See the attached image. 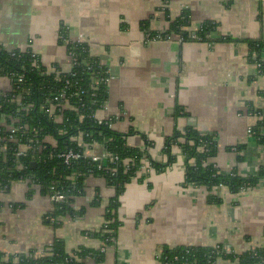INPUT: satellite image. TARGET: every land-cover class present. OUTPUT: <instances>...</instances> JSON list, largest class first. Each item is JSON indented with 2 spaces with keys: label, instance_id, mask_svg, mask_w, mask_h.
Listing matches in <instances>:
<instances>
[{
  "label": "crops",
  "instance_id": "crops-1",
  "mask_svg": "<svg viewBox=\"0 0 264 264\" xmlns=\"http://www.w3.org/2000/svg\"><path fill=\"white\" fill-rule=\"evenodd\" d=\"M183 10L191 29L215 22V40L147 36L168 30ZM61 28L86 43L108 71L107 99L96 114L109 119L128 146L143 151L140 168L117 196L121 224L98 264H163L162 250L180 245L227 244L236 252L262 245L264 178L239 192L188 184L180 147L172 146L169 165L163 147L174 131L192 128L213 134L217 151L211 161L219 171L250 176L264 168V143L247 131L264 107V73L247 43L264 42V0H0V45L32 47L47 71L70 68ZM219 35L232 39L217 40ZM0 77L5 90L11 81ZM115 195L102 174L89 173L84 193L72 203L78 212L53 225L49 193L30 181H13L8 190L0 188V252L38 257L55 239L68 252L98 248L95 233ZM81 261L97 264L91 257Z\"/></svg>",
  "mask_w": 264,
  "mask_h": 264
},
{
  "label": "trees",
  "instance_id": "trees-1",
  "mask_svg": "<svg viewBox=\"0 0 264 264\" xmlns=\"http://www.w3.org/2000/svg\"><path fill=\"white\" fill-rule=\"evenodd\" d=\"M165 1V0H164ZM191 22L187 10L171 19L170 28L160 32L165 37L171 33L178 34L183 40H215L217 24L211 20L202 22L197 29L190 28ZM60 33L66 36L64 29ZM150 35L157 32L147 31ZM231 40L229 36L219 35L217 40ZM62 43V40L59 39ZM250 54L254 53L259 63L260 72L264 73V60L261 54L264 42L261 39L247 40ZM67 48L74 50L78 56L72 71L46 72L41 65L35 64L30 50L21 51L20 48L6 49L0 45V75L9 76L10 88L0 91V119L10 122V116L19 120L15 125H23L13 136L15 140L7 138L9 132L0 126V188L8 190L16 180L29 179L39 185L42 193H49L50 186L67 195L65 201L54 202V208L47 214V219L53 225H58V217L64 214L75 215L78 210L72 206L76 196L84 193V178L93 173L102 174L109 184L115 187L116 195L110 198L104 213V223L96 236L101 241L98 248L81 246L71 252L65 249L61 239H55L46 253L35 256L33 252H21L6 255L0 252V264H82V259L91 257L98 264L104 260L101 246L113 243L117 229L121 224L117 216L118 195L124 183L134 176L140 168L139 159L143 151L128 146L124 136L114 130L108 123H98L92 117L94 111L102 106L107 99L105 83H97L92 87L100 72L104 70L98 60L89 54L88 45L84 42H73ZM19 77L21 80H18ZM66 81L68 82L66 84ZM64 91L68 95L71 108L63 109L61 121L54 118V114L46 111L48 102L54 94ZM79 92V94H78ZM22 96V105L13 99L15 95ZM24 106V108H23ZM26 107V108H25ZM262 118L251 127L252 134L264 143V107L256 110ZM9 116V117H8ZM82 116V117H80ZM8 117V118H7ZM79 134L88 142H98L111 153L121 159H128L129 167L124 171V164L116 166L112 175L95 170V163L88 158H80L69 164L63 163L59 153L68 148H77L72 139ZM51 138L54 142L44 141ZM5 144V147L2 146ZM54 144V145H53ZM180 147L185 156V182L192 185H205L208 189L220 185L226 186L231 192H239L254 186L258 180L264 178V168L256 175L242 176L236 170L228 173L221 172L211 161L217 151L214 136L208 132H200L189 128L185 133L174 131L163 147L167 154L169 165L175 160L172 146ZM40 147V148H39ZM23 153L16 154L18 149ZM21 165L20 168L17 166ZM74 175V178L71 176ZM209 195V201L215 200ZM220 249V248H218ZM218 250L214 246L180 245L165 247L160 255L163 264H214ZM223 259L226 264H264V243L240 253H226Z\"/></svg>",
  "mask_w": 264,
  "mask_h": 264
},
{
  "label": "built area",
  "instance_id": "built-area-1",
  "mask_svg": "<svg viewBox=\"0 0 264 264\" xmlns=\"http://www.w3.org/2000/svg\"><path fill=\"white\" fill-rule=\"evenodd\" d=\"M58 35H59V39L62 40V43L66 47V50H67V53H68V56H69V60H70V68L66 72H69V73H71L73 75L74 73H73L72 69H73L74 65L77 63L78 56L74 52V50L72 51V50H70V48H67V45H69V43H73V42L77 43V42H81V41L80 40H71L68 37V35L63 36L60 33V30H59V34ZM147 36L152 38V39H162V38L166 39V38H169L171 35H166L165 37H163L160 34V32H157V33H155L153 35H150L149 33H147ZM179 37L182 39L181 36H179ZM27 49L30 50L31 56L34 59V63L40 65L39 57L37 55V52L32 47L26 46V47L20 48L21 51H25ZM102 68H104V67L102 66ZM46 72H54L56 75H59L63 71H61L59 68L53 66V69H50V71L46 70ZM99 75L100 76H98V78L95 81H93V83H94V84H92L93 88L95 87V85L98 82L107 84V82L109 80V74H108L107 69L104 68V70L101 71ZM6 77L10 80L9 76L6 75ZM18 80H21V78L19 77ZM67 83L68 82L66 81V84ZM10 86H11V84H10ZM10 86L8 88H10ZM0 91H4V90H0ZM78 94H79V92H78ZM21 98H22V96L20 94L15 95L13 97V99L16 100L17 104H19V105L23 104L22 101H21ZM103 105L100 106V107H103ZM71 107H73V106L69 103L68 95L64 91H62V92L54 94L53 97H51L49 99L48 107L46 108V111H48L49 114H54V118L57 121H61L62 117H63V113H62L63 109L71 108ZM100 107H98V108H100ZM23 108H24V106H23ZM96 110L92 114V117L95 119V121H97L98 123L105 122V123H108V125L111 126L110 120L109 119L106 120L105 118L99 117L96 114ZM256 114L259 115L260 119L263 117L262 114H260V113H256ZM80 117H82V116H80ZM9 119H10V122H7V120H5L4 118L0 119V126H4L6 128V130L9 132L8 137L7 138L3 137L1 140H3V139L15 140L13 134L16 131H18L21 128H23V125H18L17 126V125L14 124V122H17L19 120L18 118L10 116ZM247 131H248V133L252 134L251 127H249L247 129ZM72 139L75 141L77 148H68V149H66V150H64V151L59 153V157H61L63 163H65V164H69L72 161L78 160L80 158H88L91 162L95 163V168H94L95 170L100 171V172H104V173H108L110 175H112V174H114L116 172V166L120 162H123V164H124V167H125L124 171H126L127 168L129 167L128 159H121L120 160L118 155H116L114 153H111V152H108L104 148V146L102 144L98 143V142L85 141L82 138L81 134H79L78 136L73 137ZM44 141L45 142L46 141L54 142V140L49 138V137L45 138ZM96 144L98 146H100V151L99 152H95V153L90 152L89 151L90 147L93 146V145H96ZM2 147L4 148L5 144ZM22 153H23V149H21V148L16 151L17 155H20ZM17 167L20 168L21 165H18ZM93 172H94V170H90L89 171L90 174L93 173ZM25 181H30V180L29 179H25ZM30 182H32V181H30ZM38 187H39V185H38ZM49 195L53 199L54 202L65 201L66 198H67L66 194L60 192L54 186H50ZM214 247L218 250V252L216 253L217 254L216 259L213 262L214 264H220V263L221 264H226V263H229V261L223 259V255L226 254V253H233V252L234 253H240V252H236L235 250H233L227 244H217V245H214ZM218 248H220V249H218ZM100 249L102 251H105L106 246H101ZM246 250H248V249H246ZM246 250H244V251H246ZM241 252H243V251H241ZM236 262H233V263L236 264Z\"/></svg>",
  "mask_w": 264,
  "mask_h": 264
},
{
  "label": "rangeland",
  "instance_id": "rangeland-1",
  "mask_svg": "<svg viewBox=\"0 0 264 264\" xmlns=\"http://www.w3.org/2000/svg\"><path fill=\"white\" fill-rule=\"evenodd\" d=\"M1 79H0V81H2L4 78L3 77H0ZM0 86H1V83H0ZM3 86V85H2Z\"/></svg>",
  "mask_w": 264,
  "mask_h": 264
}]
</instances>
